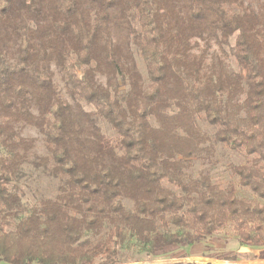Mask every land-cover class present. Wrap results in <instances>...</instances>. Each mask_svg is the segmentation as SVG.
<instances>
[{"label":"trees","instance_id":"obj_1","mask_svg":"<svg viewBox=\"0 0 264 264\" xmlns=\"http://www.w3.org/2000/svg\"><path fill=\"white\" fill-rule=\"evenodd\" d=\"M261 35L264 14L241 0H0V262L117 264L131 240L154 255L227 222L241 247H264V206L191 173L210 141L202 122L244 159L231 165L238 185L264 201ZM199 41L230 50L234 113L227 77L201 75L204 56L190 53ZM26 164L54 178V197L23 202Z\"/></svg>","mask_w":264,"mask_h":264},{"label":"rangeland","instance_id":"obj_2","mask_svg":"<svg viewBox=\"0 0 264 264\" xmlns=\"http://www.w3.org/2000/svg\"><path fill=\"white\" fill-rule=\"evenodd\" d=\"M241 2L245 9L248 8L251 11L253 10L255 14H259L260 12L264 14V0H241ZM259 29L263 30L262 27H259ZM110 33L111 35L117 36V33L113 31H110ZM261 36L259 40L261 50L258 60L264 65V35ZM205 44V42L199 41L197 46H195L190 53L194 57L204 56L201 75L205 77L210 74L214 77L220 76L223 81L225 77H227L228 86L224 88V97L230 102L227 108L230 112L234 113L237 104H240L242 98L237 93L236 98L239 100H234V96L231 93L235 85L234 75L236 66L234 65L233 58L230 56V50L227 45H222V47L219 48L220 46L213 42L209 43V46H205ZM51 69L54 72V81L58 85L61 94L69 99L62 76L56 72L57 70L53 66ZM140 74L142 77L141 81L144 83L146 77L142 69L140 70ZM94 80L105 87V78L98 75L97 72H95ZM204 80L201 79L200 83L202 86L212 89L211 84L213 80ZM228 96H232L231 100ZM87 109H89V107ZM200 127L202 130L206 131L207 135L210 137V141L205 144L201 152L192 158L191 173L193 175H206L209 180L211 179L213 183L218 182L221 187L233 184L236 190L235 195L238 200L250 204L251 206H264L263 200L259 199L248 188H243L238 185V178L231 171L232 164H241L244 162V159L237 153L222 147L221 144H216L213 139L214 132L202 122L200 123ZM20 132L24 138H32L35 140V146L30 154L37 153L38 155H42L44 150L42 137L36 130L29 127H22ZM209 143L211 144L209 145ZM30 154L28 158L33 160L34 156ZM261 164L264 167V163ZM24 172L25 176L19 182V186L24 192V203L33 206L42 197L52 198L56 195L54 178L45 175L41 170L35 169L31 164L25 165ZM124 202L126 207H132L131 203L127 201ZM128 245L129 246L118 256L117 261H119L117 264H149L150 262H153L152 264H180L187 262L203 264L208 261L206 259L194 261L191 257H187L188 255L215 257V259L219 260H224L225 258H233L232 260L236 258L241 259V254L238 252L240 245L230 222H227L217 233L206 239L197 241L193 244H181V246L177 248L164 247L162 250L155 252L154 255H147L140 251L138 245L133 240L129 241ZM0 264L6 263L0 262ZM97 264L103 263L97 262Z\"/></svg>","mask_w":264,"mask_h":264},{"label":"crops","instance_id":"obj_3","mask_svg":"<svg viewBox=\"0 0 264 264\" xmlns=\"http://www.w3.org/2000/svg\"><path fill=\"white\" fill-rule=\"evenodd\" d=\"M264 247L261 248H249V247H239L238 252L241 254V259L236 258L235 260H230L225 258L224 260L215 259V257H204L202 255H188L187 257H191L194 261H199L202 259L208 260L203 263L210 264H264V259L260 257V254L263 252ZM199 254V253H198ZM186 258V256H185ZM150 262L149 264H152ZM190 263V262H187ZM196 263V262H191ZM136 264V263H134ZM199 264V263H196Z\"/></svg>","mask_w":264,"mask_h":264}]
</instances>
